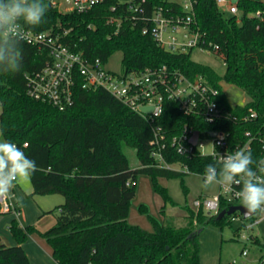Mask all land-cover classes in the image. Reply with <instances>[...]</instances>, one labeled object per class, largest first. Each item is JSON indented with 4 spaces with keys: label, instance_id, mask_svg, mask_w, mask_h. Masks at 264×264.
<instances>
[{
    "label": "trees",
    "instance_id": "trees-1",
    "mask_svg": "<svg viewBox=\"0 0 264 264\" xmlns=\"http://www.w3.org/2000/svg\"><path fill=\"white\" fill-rule=\"evenodd\" d=\"M45 3L48 11L44 22L26 28L48 32L88 58L107 61L120 50L126 72L165 65L170 71L180 70L190 77L203 74L219 89L216 100L228 116L212 123L199 114L184 113L176 100L166 98L158 120L170 135L180 133L185 125L202 136L222 129L229 132L234 146L244 143L248 139L245 132L250 131L253 139L248 150L256 159L263 157L264 0H237L238 12L228 16L217 0H193L192 11L174 0L144 3L145 16L159 6L166 14L181 19L190 13L189 27L202 34L204 46L213 50L215 44L219 45L218 52L226 65L223 76L192 59V49L175 52L163 48L153 35L142 32L146 20L134 24L131 12L118 0H105L83 12L60 10L49 0ZM112 4L118 7L113 10ZM111 16L121 17L119 27L109 21ZM21 50V70L0 75V130L3 139L22 147L39 167L31 177L32 194L59 193L65 198L57 205L56 222L41 232L52 247L54 259L59 264H200L199 234L203 227L209 223L223 227L240 214L236 211L218 217L231 205L224 197L215 214L183 205L190 218L185 227L154 220L156 229L149 231L129 223L127 216L139 174L182 178L185 170L203 174L206 165L216 163L213 157L200 152L179 153L168 145L165 160L185 170L156 165L150 154L152 129L148 121L107 89L83 87L79 79L73 103L63 110L32 97L27 74L43 67L49 58L48 48L23 40ZM222 80L239 87L249 100L232 105ZM250 108L256 116L246 118ZM124 144L136 148L140 166L130 165ZM157 189L171 201L164 187ZM254 219V215L243 217L242 223L246 226ZM9 228L17 243L8 245L0 236V264H32L22 243L35 228H22L16 218H12ZM258 243L264 250V243ZM263 260L264 253L256 264Z\"/></svg>",
    "mask_w": 264,
    "mask_h": 264
},
{
    "label": "built area",
    "instance_id": "built-area-1",
    "mask_svg": "<svg viewBox=\"0 0 264 264\" xmlns=\"http://www.w3.org/2000/svg\"><path fill=\"white\" fill-rule=\"evenodd\" d=\"M49 1L53 6L63 11L83 12L105 0ZM118 1L125 4L131 12L134 24L140 19L146 20L147 23L142 26V32L153 35L163 48L175 52H185L199 46L223 59L222 54L218 52L220 49L218 44H215L213 50H210L204 46L205 40L202 34L190 29L188 24L191 21L190 13L187 14L186 19H181L179 15L166 14L163 7L159 6L152 8L151 14L145 16L144 3L146 0ZM179 3L185 10H193V0H185ZM217 4L223 10L226 8L231 13L238 12L237 4L233 0H217ZM117 7L116 4L111 5L113 10ZM256 14L260 15L261 11H257ZM121 20L119 16L109 17V21L116 22L117 27H119ZM23 40L39 46L45 45L49 53V58L40 70L27 74L28 93L32 97L46 101L63 110L74 101V86L78 79L81 80L83 87L107 89L148 121L152 129V137L149 141L151 145L150 154L158 166L174 168L173 165L175 164H169L164 157V150L168 145L174 146L179 153L200 152L211 155L215 161H217L218 154H229L238 148L249 149L251 146L253 135L250 131L245 132L248 139L244 143L234 146L230 144L229 132L222 129L211 130L209 135L204 136L199 132L197 141L193 143L191 137L195 129L192 127L185 125L180 133L170 135L159 122L158 118L163 111L166 98L176 100L184 113L199 114L210 123L228 116L216 100L219 89L211 84L203 74L190 77L180 70L170 71L165 65L129 72L125 70L117 72L108 68L107 61L101 57L88 58L82 51H73L62 40L48 32H36L25 28ZM143 106H152V110L150 112L142 111L141 107ZM255 116L256 111L250 108L249 116L246 118ZM212 131H216L215 135L211 134ZM206 140L210 141L209 149H206ZM260 141L264 150V136L260 137ZM26 144L27 142L24 143V145ZM236 190L235 186L232 189L218 186V190L212 195L202 199L195 198L193 204L196 208L202 207L208 214H215L219 211L220 200L223 197L231 205L241 203L234 195ZM0 211L17 216L20 213L19 203L0 197ZM260 216L264 218V213H260ZM236 217H240L243 221L244 216L241 213L233 216V219ZM252 223L247 225L250 226ZM243 253L246 254V250H243ZM262 264H264V260Z\"/></svg>",
    "mask_w": 264,
    "mask_h": 264
},
{
    "label": "rangeland",
    "instance_id": "rangeland-1",
    "mask_svg": "<svg viewBox=\"0 0 264 264\" xmlns=\"http://www.w3.org/2000/svg\"><path fill=\"white\" fill-rule=\"evenodd\" d=\"M178 2H184L185 0H174ZM225 15H230L226 8H224ZM123 53L118 50L109 56L107 59V67L117 72L124 71V65L122 62ZM191 57L197 62L211 66L220 75H224L226 71V65L224 60L217 54L209 51L208 49L195 46L192 49ZM224 87L228 90V96L232 102H241L246 97V94L242 93L241 89L235 85L223 82ZM2 110L0 101V112ZM206 149H209L210 141L206 140ZM123 150L125 151L129 163L132 167H138L141 165L137 156L136 148L133 145L124 144ZM174 168L183 169L180 165H173ZM187 173L182 177H164L141 173L137 177L136 192L134 197L130 201L129 213L127 221L131 224H136L141 228L149 231L156 229L154 220L163 222H171L177 227H185L189 225V213L182 206L188 205L190 208L197 211L196 206L193 204L195 198H204L205 194H213L218 190V186L210 187L204 190L201 187L202 174L196 172ZM18 193L26 198L22 201V208L26 209L28 218H39L40 223H27L25 217L22 215L16 216L12 213V218H16L18 223L22 224V228L26 226H32L35 230L28 233L27 239L30 238V234L36 235L42 241L50 244L41 234L52 223H49V218L53 215H57V205L59 201H56L55 197H63L62 194H32L33 186L31 179L27 181H19ZM157 186L164 187L169 195L166 200L164 196L159 192ZM62 195V196H59ZM41 205L45 209V213L36 214V208ZM162 209H164L162 211ZM9 214H4L0 218V235L5 242L9 235H13L10 231L7 220L10 218ZM51 219V218H50ZM12 220V219H11ZM20 226V225H19ZM44 228V229H43ZM237 230V231H236ZM257 236V237H256ZM14 237V236H12ZM16 240V239H15ZM24 241V242H25ZM258 241L264 243V218H261L260 213L255 215V221L250 226H245L242 223L240 217H236L231 223L225 224L223 227L209 223L203 227L199 234V255L202 264H256L264 250L262 246L258 244ZM246 250V254L243 253ZM36 260L43 261L40 258ZM235 260V262H233Z\"/></svg>",
    "mask_w": 264,
    "mask_h": 264
},
{
    "label": "clouds",
    "instance_id": "clouds-1",
    "mask_svg": "<svg viewBox=\"0 0 264 264\" xmlns=\"http://www.w3.org/2000/svg\"><path fill=\"white\" fill-rule=\"evenodd\" d=\"M47 11L45 0H0V75L21 70L24 29L41 25ZM3 135L0 130V197L21 203L14 189L19 181L30 180L39 167L22 147ZM213 186H235L234 195L245 216L264 213V157L256 159L246 148L218 154L216 163L206 165L202 176L204 190Z\"/></svg>",
    "mask_w": 264,
    "mask_h": 264
},
{
    "label": "crops",
    "instance_id": "crops-1",
    "mask_svg": "<svg viewBox=\"0 0 264 264\" xmlns=\"http://www.w3.org/2000/svg\"><path fill=\"white\" fill-rule=\"evenodd\" d=\"M223 82H225V83H228V82L222 80L221 81V84H222V87H223L224 91L227 94V97L229 99V102L232 105H234V104H244L245 102H247L249 100L248 96L246 95V97H245V95H244V98L241 100V102H232L231 99H230V97L228 96V93H227L228 90L224 87ZM228 84H230V83H228ZM242 93L246 94L244 91H242ZM18 189H20L19 188V184H17V187L14 189V192H15V194H16L17 197L21 198V202H22V201L26 200V198L24 196H22V195H19ZM55 194H59V193H55ZM205 195L206 196H210L212 194H205ZM59 196H62V195H59ZM55 198H56V201H59L58 204H60V203L63 202V197H55ZM19 207H20V213H19V215H21V216L23 215L25 217V220L27 221V223H36L37 225H39V223H40L39 218L38 219L37 218L29 219L28 218V214L26 212V209L24 211V209L22 208V204L21 203H19ZM57 211H58V209H57ZM45 212L46 211H45L44 207H42L41 205H39L36 208V214L41 213V215H43ZM4 214H9V213H4ZM4 214H0V218ZM19 215H17V216H19ZM9 216H10V218L7 220V223H10V221L12 219V214H9ZM50 218H49V223H52V225H53L56 222L57 215H54V216L52 215ZM19 225L21 227L23 226L21 223ZM12 236L13 235H9L8 236V239L7 240L5 239V243L6 244L12 245V244L17 243L16 240H15V238L12 237ZM29 237L32 238V239H29L28 238L27 241H25V242L22 243V246L25 249V251H26V253H27V255H28V257H29V259H30V261H31L32 264H41V261L36 260V258H40L43 261V263L46 262V264H59L54 259V257H53V254H52L53 251H52V247L51 246H49L46 242L42 241L43 239L41 240L40 238L36 237V235H34V234H30ZM1 238H2V236H1ZM262 254H261V256H262ZM260 257H259V259H260ZM259 259H258V261H259ZM200 264H202L201 263V260H200Z\"/></svg>",
    "mask_w": 264,
    "mask_h": 264
},
{
    "label": "water",
    "instance_id": "water-1",
    "mask_svg": "<svg viewBox=\"0 0 264 264\" xmlns=\"http://www.w3.org/2000/svg\"><path fill=\"white\" fill-rule=\"evenodd\" d=\"M233 1L236 2L237 0H233ZM141 110L145 111V112H150L152 110V106H143V107H141ZM215 132L216 131H212L211 134L215 135ZM198 136H199V131L195 130L193 135H192V137H191V141L193 143H195L197 141V139H198ZM236 211H239L244 217H248V216H245V214H244L245 210L243 209L241 203L240 204H232V205L229 206L228 209H224V210L220 211L219 214H218V217L220 218V217H223L226 214H232V213H234Z\"/></svg>",
    "mask_w": 264,
    "mask_h": 264
}]
</instances>
